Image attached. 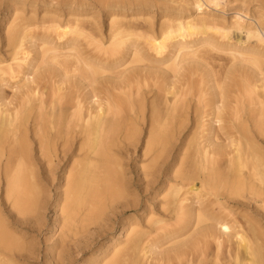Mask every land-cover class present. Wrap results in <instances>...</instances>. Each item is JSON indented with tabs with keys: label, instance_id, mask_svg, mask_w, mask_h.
<instances>
[{
	"label": "bare ground",
	"instance_id": "bare-ground-1",
	"mask_svg": "<svg viewBox=\"0 0 264 264\" xmlns=\"http://www.w3.org/2000/svg\"><path fill=\"white\" fill-rule=\"evenodd\" d=\"M40 2L7 0L0 26V264H264V1L184 0L156 25L146 2L98 0L107 25ZM187 63L192 105L170 82ZM46 64L81 86L47 102Z\"/></svg>",
	"mask_w": 264,
	"mask_h": 264
},
{
	"label": "rangeland",
	"instance_id": "rangeland-1",
	"mask_svg": "<svg viewBox=\"0 0 264 264\" xmlns=\"http://www.w3.org/2000/svg\"><path fill=\"white\" fill-rule=\"evenodd\" d=\"M15 1H24V0H15ZM42 1H44L46 3H48L49 1H51L52 6L55 7V6H62L63 4H65V2H68L70 0H65V1L64 0H41V2ZM97 1L98 0H91V1L90 0H86L85 7H83V9L85 11L87 10L88 14H91L92 13V15L94 16V19H91L90 18L91 22L95 20L96 22H98L101 25H105V24L107 25L108 24V20L106 18V12L103 9L100 8L99 3ZM126 1L133 2V3L146 2L147 3V5H146L147 8H145L142 11V13H146L147 16H145V17L147 19H149L151 21V23L154 24V25H156L158 23L159 19L161 18V10H163V8H164L163 6H166V7L170 8V9H175L174 6H176V7H178V6L179 7L180 6L183 7L184 6L187 10L190 9V8H188L189 6H186L185 5L184 0H153V1L152 0H126ZM41 2L38 3L37 9L43 7V4ZM161 2H162V4H163V2H165V3L162 5ZM93 3H95V5ZM1 6H2V8H1ZM6 6H8L7 0H0V18H1L0 19V26H1V22L3 21L2 19L6 15V11H5L6 10ZM220 14H221L220 12H217L216 15H220ZM226 14L228 16H224V17L228 18L230 16L229 14H231V8H229V7L227 8ZM156 20H158V21H156ZM104 21H106V22H104ZM82 43H83V41H82ZM83 48L86 49L85 46H83ZM90 51H91V49H89V50L86 49L84 52H90ZM92 55H96V53L95 54L92 53ZM36 56H33V57L35 58ZM99 56H100V54H99ZM37 61H39L38 56L35 59V62H37ZM42 67H43V70L40 69L39 73L37 74V77H36V79H37L36 81L37 82L36 83L40 87L41 92H43V99L46 100L47 102L50 99H54L55 98V97H53V95L56 93L55 92L56 91V87H57V85H58V83L60 81L64 83L62 86H60V88H62V90H63L62 91V94L63 95H66V96L69 95V93L71 91H74L75 89H77V88H79L81 86V83L78 84L77 83V79L74 78V77L62 78V76L59 74V72L56 71V69L54 67H52V65H50V64L43 65ZM198 70L200 71V73H199ZM126 72L127 73H124L121 77H118V76L117 77L116 76H109V77H111L110 80L112 81V83L114 82V84H116V83L119 84L120 81L121 82H125L127 80V79L124 80L125 77L128 78V77L132 76V73H134L132 70H128ZM145 72H148L147 75H149V77L150 76L154 77V75L151 74L153 71L144 70L142 72V74L144 73L146 75ZM162 74L163 73L160 74V77L158 75H156L158 78L157 77H154L155 79L156 78L159 79V80L156 79L158 83L152 77L151 78L154 80V82H153L152 79L147 78V80L144 81L145 83H143L141 89H143L145 91H148L150 89L154 90V85H155L154 83L155 82H156V85L155 86L161 85L160 86L161 89H163V87L165 88V86H163V85L167 84V81L169 79L167 81H165L164 80V76ZM147 75H146V77H147ZM205 75H206V71H203L200 66H198V65H196L194 63H187L186 66L183 69H181L180 71H178V73L176 74V76L173 79L170 80V82L173 83L172 85L174 86V90L173 91L174 92L177 91L178 92V95L185 93V95L182 96V98H184L186 100H189L190 103H191V105H192L195 102V100L197 99L198 95L204 93L203 90H200L201 88L200 87H197V86L199 85L200 82L204 81V79H202V78H204ZM161 76H162V80H161ZM201 76H202V78H201ZM200 80H202V81H200ZM192 82H195V83L198 82V83H196V84L193 83L192 84ZM18 86H20V84ZM201 87H202V85H201ZM3 90H4L3 91V96L6 99V103L7 102H10V103L15 104V103H17V102L20 101V99H21V92H18L17 90L11 88L10 86L3 88ZM161 95L163 97H166L167 99L170 98V96H168V95L166 96L163 93H161ZM28 127H29V125H28ZM1 186H2V184H0V198H2V196H3V195L1 196V193L3 194V192H2L3 186L2 187ZM53 193L54 192L52 191L51 194H53ZM46 215H47V217H46L47 218V224L48 225H51L52 224V221L54 219V217H52L53 216V213L51 211H48L46 213ZM54 233H55L54 234L55 235V238L52 237L51 240H49L48 242H46V246H51L56 241L59 233L58 232L56 233V230H55ZM51 236H52V234H47V235L40 236L39 239L37 238L36 243H38V251L41 254H43V249H44V246H45L44 245V241L46 239H48V237H51ZM77 238L81 242L80 243L81 245L80 244H77V246L80 245L81 248L83 247L82 249H85V247L88 246L89 242L85 241L86 238L84 240H83V238H81L79 236ZM108 244H109V241L107 239H103V240L98 239V242L95 243V246L96 247L94 249L97 250L100 247V250L103 251V250H105V247ZM69 250L67 251L65 263H67V264H95V262L93 261V258L91 257L90 250L86 252L87 254L84 253V257H83V259L81 261H77V255L73 256V253L75 252L74 248L72 250H70L71 252ZM86 250L87 249H85L84 252ZM79 257H80V255H79ZM41 262H42V260H41Z\"/></svg>",
	"mask_w": 264,
	"mask_h": 264
}]
</instances>
